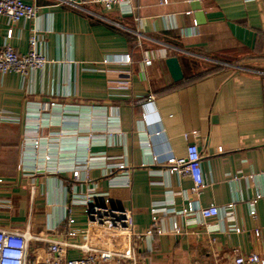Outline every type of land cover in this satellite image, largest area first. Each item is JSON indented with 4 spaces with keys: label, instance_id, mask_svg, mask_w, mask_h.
<instances>
[{
    "label": "crops",
    "instance_id": "crops-1",
    "mask_svg": "<svg viewBox=\"0 0 264 264\" xmlns=\"http://www.w3.org/2000/svg\"><path fill=\"white\" fill-rule=\"evenodd\" d=\"M22 1L40 8L38 18L11 24L0 16V48L10 42L25 55L37 30L38 50L50 63L27 78L0 76V229L29 227L45 240L80 241L67 237L64 217L71 172L33 174L27 161L50 156L68 166L84 155L93 132L92 153L136 167L131 189L109 188L101 170L92 171L113 206L132 209L140 233L151 224L153 206L167 214L161 222L165 233L152 245L139 244L136 264H232L236 251L264 256V0H133L125 13L99 6L83 11L63 0ZM127 55L132 64L119 62ZM170 57L181 65L179 82L168 71ZM150 95L152 104L141 103ZM37 104L57 109L45 111L54 114L55 124L40 132L30 116ZM88 106L100 110L79 112ZM107 129L120 134L110 136ZM143 131H162L151 140L160 164L171 155L185 157L189 142L198 145L205 180L199 197L191 194L190 179L159 174L163 166L152 165L139 145L137 132ZM34 140L42 144L37 152ZM87 190L83 185L78 192ZM230 204L233 221L223 213L204 222L198 214L210 206L224 212ZM77 211L74 227L87 231V218ZM174 223L179 234L170 233ZM90 233L100 249L122 250L126 243L114 245ZM47 246L34 243L31 258ZM68 256L81 253L71 249Z\"/></svg>",
    "mask_w": 264,
    "mask_h": 264
},
{
    "label": "built area",
    "instance_id": "built-area-1",
    "mask_svg": "<svg viewBox=\"0 0 264 264\" xmlns=\"http://www.w3.org/2000/svg\"><path fill=\"white\" fill-rule=\"evenodd\" d=\"M62 2L83 11H87L86 7L89 6H99L105 11L118 9L125 13L132 10L133 0H63ZM39 11V7L28 5L22 0H0V16L8 18L11 24H16L22 20H36ZM38 33L37 30L33 32L30 39V50L25 55L18 54L10 42H6L0 48V76L14 73L20 75L22 78H27L32 73L46 68L50 61L38 50ZM113 62L118 61L113 60ZM119 62L132 64V58L129 55L123 56L122 61ZM145 65H152V60H145ZM154 100L155 96L150 95L141 100V103L152 104ZM48 109L57 110L54 104L47 108L41 104H37L35 112L30 114L31 117L35 118L37 122L35 128L39 132L42 126L51 127L52 124H55L54 114H51V116L48 112H45ZM96 110L100 109L88 106L80 108L79 112L91 115ZM45 121L49 123L45 124ZM107 131L110 136L120 134L119 129H107ZM89 133L88 140L84 146V155L80 159L71 162L68 166H61L58 164L59 162L51 160L50 156L45 157L44 160H38V156H29L31 159L27 161V163L34 167L33 174L44 172L64 173L65 170L71 172L73 180L72 194L68 195L64 217L69 226L67 237L69 239L79 237L80 241L72 243L70 240H45L44 238L34 236L29 227L24 231L0 229V264H129L130 262L136 264V253L139 244L144 241L148 242L149 240V245H152L151 241L154 237L165 233L161 228V222L167 214L162 207L155 205L151 208V224L144 232L140 233L137 230L134 211L129 208H117L113 206L109 192L102 191L98 183H95L91 173L94 169H98L101 170L102 177L107 180L109 188L131 189L136 167L134 164L122 161V158L92 153L91 146L96 135L93 132ZM137 135L141 137L139 145L148 150L147 154L151 156L152 165L159 164L163 166V170L159 172L160 175L190 179L193 182V187L190 190L191 194L197 197L201 195L202 190L205 188V180L202 168V154L196 143L189 142L185 157L177 158L171 155L160 164L158 156L151 150V140L153 137L161 136L162 131H157L153 134L143 131L139 134L137 132ZM192 135L197 136L198 133L193 132ZM61 136L62 134L58 135V137ZM186 139H190V134L186 135ZM41 146L42 144L38 140H34L31 145L34 152L39 151ZM145 165L142 167H145ZM3 184L4 178L0 175V186ZM83 185L88 187L87 192H78L79 187ZM256 201L250 202V214L253 217L256 216ZM78 208H80V212L87 218V231L74 227V216L78 212ZM233 208L234 204H230L228 209L223 212L216 206H210L208 208H201L198 214L204 222L212 218H218L223 213H225L227 220L233 221ZM179 215L185 216L186 213L182 211ZM231 228L238 233L241 231L235 225H232ZM213 230L214 228L209 229V231ZM91 231L97 232L114 245L121 242L128 243L130 245V252L97 248L91 236ZM83 232L86 233L83 234ZM170 233H180L177 224H173ZM79 234L83 235L80 237L78 236ZM36 242H46L48 246L43 251L36 253L32 259V243ZM71 249L80 251L81 256L70 258L68 253ZM232 264H264V256L255 253L244 255L236 251Z\"/></svg>",
    "mask_w": 264,
    "mask_h": 264
},
{
    "label": "water",
    "instance_id": "water-1",
    "mask_svg": "<svg viewBox=\"0 0 264 264\" xmlns=\"http://www.w3.org/2000/svg\"><path fill=\"white\" fill-rule=\"evenodd\" d=\"M193 8H194V11H196L198 13V17L202 16L201 6L198 3H195ZM166 65H167L168 71H169L172 79L175 82H179L183 79V77H184L183 71H182L181 65H180L177 57L168 58L166 60Z\"/></svg>",
    "mask_w": 264,
    "mask_h": 264
},
{
    "label": "rangeland",
    "instance_id": "rangeland-1",
    "mask_svg": "<svg viewBox=\"0 0 264 264\" xmlns=\"http://www.w3.org/2000/svg\"><path fill=\"white\" fill-rule=\"evenodd\" d=\"M139 244V242H138ZM32 249H34V244L32 243ZM123 251H127V252H130V245L127 243H125V246L124 248L122 249ZM32 254V253H31ZM32 256V255H31Z\"/></svg>",
    "mask_w": 264,
    "mask_h": 264
}]
</instances>
